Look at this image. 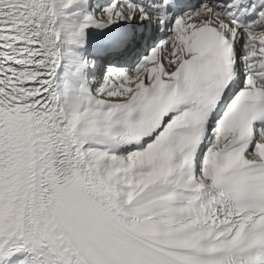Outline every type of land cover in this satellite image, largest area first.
<instances>
[{
	"label": "snow or ice",
	"instance_id": "obj_1",
	"mask_svg": "<svg viewBox=\"0 0 264 264\" xmlns=\"http://www.w3.org/2000/svg\"><path fill=\"white\" fill-rule=\"evenodd\" d=\"M0 264H264V0H0Z\"/></svg>",
	"mask_w": 264,
	"mask_h": 264
}]
</instances>
